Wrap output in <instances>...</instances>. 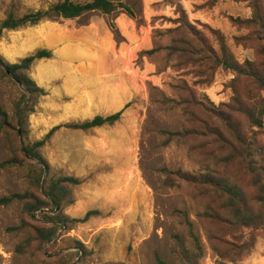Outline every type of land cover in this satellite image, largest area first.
Returning <instances> with one entry per match:
<instances>
[{
    "label": "rangeland",
    "instance_id": "rangeland-1",
    "mask_svg": "<svg viewBox=\"0 0 264 264\" xmlns=\"http://www.w3.org/2000/svg\"><path fill=\"white\" fill-rule=\"evenodd\" d=\"M54 1L0 0V22L11 12L20 17ZM114 1L138 3V19L126 13L107 17L93 12L3 32L0 57L5 63L16 64L44 49L53 57L31 68L30 77L45 96L28 117L24 137L16 120L22 88L0 73V106L10 123L0 130V163L15 157L21 161L0 169V200L29 192L40 195L45 181L75 177L83 184L68 186L72 202L63 213L72 219H83L90 211L100 214L64 228L45 247L32 243L21 254L17 248L29 241L28 235L10 229L39 223L17 201L0 206V264H159V259L181 264L175 237L191 248L183 215L193 224L202 247L199 264H220L209 241L210 231L218 232L219 225L204 215L221 212L222 200L202 181L209 173L252 193L242 167L221 162L237 145L218 114L228 113L221 103L230 102L227 85L236 74L212 59L213 53L219 54L215 34L219 33L239 64L245 66L248 59L260 62L263 42L253 39L257 29L234 22L252 18L248 2ZM261 8L264 15V0ZM153 49L160 51L143 55ZM236 81L248 103V82ZM118 112L123 115L114 126L62 129L48 139L40 152L47 170L38 188L41 171L35 160L19 152L20 138L25 144L43 141L56 126ZM231 115L250 140L245 118ZM160 131L181 136L165 145ZM255 131L256 147L261 149L258 159L264 165V130ZM165 169L173 174L172 186L166 183ZM250 233L244 230L227 238L241 243ZM256 238L252 253L236 264H264V233H256Z\"/></svg>",
    "mask_w": 264,
    "mask_h": 264
},
{
    "label": "trees",
    "instance_id": "trees-1",
    "mask_svg": "<svg viewBox=\"0 0 264 264\" xmlns=\"http://www.w3.org/2000/svg\"><path fill=\"white\" fill-rule=\"evenodd\" d=\"M216 2L217 0H213ZM235 2H248L252 9V18L242 21L235 20L237 24L249 25L257 31L253 34L255 41H262L259 47L260 62L245 61V66L239 64L233 53L229 50L223 37L219 33H215L220 50L218 53L212 54L213 62L221 67L232 70L236 74V79H245L249 88L254 85L255 90L247 89L245 99L248 103L243 102V97L237 89V81H231L227 87L231 90L232 95L229 103H221L228 109V113L218 111L221 119L226 122L229 132L231 133L237 145H233L230 155L224 157L221 161L224 166L230 167L237 163L242 167L248 177V185L252 189L251 195L247 194L242 187L230 183L228 179L220 178L215 180L208 173L202 181L210 190H213L220 197L221 212L211 211L206 213L205 218L212 220L219 225L218 232L209 233V241L212 249L221 259L220 264H236L246 255L252 253L256 244V233H264V165L258 159L261 149L256 147L254 135L258 130H264V15L261 8V0H233ZM138 3H130L114 0H91L86 3L75 2L73 0H56L48 3V5L40 10H30L23 16H17L14 12L9 13L6 18L0 22V39L4 31H15L24 27L38 26L46 21L59 20H75L89 13L98 12L107 17H111L117 13H126L133 19H138L137 14ZM184 26V25H182ZM111 27H116L111 23ZM262 32V33H261ZM160 49L146 51L143 55L152 56L159 52ZM53 52L50 50H39L16 64L5 63L0 57V73L3 77L13 80L22 88V97L16 106V120L21 128V137L27 134L26 125L28 117L34 113V106L39 99L45 96V91L39 88L30 77L32 66L44 59H51ZM258 92V93H257ZM237 113L242 115L248 123L249 129L252 131L251 139L246 138L238 123L234 122L231 114ZM123 112L103 117L97 116L92 120L84 122H73L54 127L43 141L25 144L20 138L18 150L25 159L35 160L36 166L40 169L38 176V188H40L43 173L46 172L47 166L40 155L41 149L46 145V141L50 139L56 132L62 129L90 131L93 129L114 126L122 118ZM8 114L0 106V130L9 127ZM166 137L165 145L174 141L175 137L181 134H172L167 131H160ZM18 157L11 160L1 162L0 169L12 167L20 164ZM167 175V185L172 186L173 175L170 171L164 170ZM83 181L75 177H65L59 180L45 181L44 193L35 195L31 192L26 194H16L0 200V206L9 205L15 201L23 205L26 215L35 220L38 225L30 226L23 223L20 227L11 228L10 231L28 235L29 241L21 244L17 248V252L23 254L27 248L36 243L40 247H45L53 243L64 228L87 222L91 217L98 216L99 211H90L83 219H72L63 213L66 204L72 202V195L68 186H79ZM36 213L39 218L36 220ZM182 213L183 212H178ZM182 223L185 226L187 237L191 242V248L186 244V240L180 237L176 238L175 254L181 264H199L203 257L202 247L198 237L194 233L193 224L186 215H183ZM251 231L250 238L241 243L229 240L227 236L236 237L241 231ZM81 253V252H80ZM159 264H167L159 259Z\"/></svg>",
    "mask_w": 264,
    "mask_h": 264
}]
</instances>
